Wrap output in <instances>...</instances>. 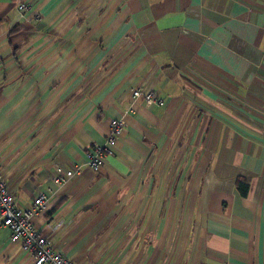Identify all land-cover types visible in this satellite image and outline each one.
<instances>
[{
    "label": "crops",
    "instance_id": "0c3cea01",
    "mask_svg": "<svg viewBox=\"0 0 264 264\" xmlns=\"http://www.w3.org/2000/svg\"><path fill=\"white\" fill-rule=\"evenodd\" d=\"M0 174L75 264H264V0H0Z\"/></svg>",
    "mask_w": 264,
    "mask_h": 264
},
{
    "label": "built area",
    "instance_id": "2783aa9c",
    "mask_svg": "<svg viewBox=\"0 0 264 264\" xmlns=\"http://www.w3.org/2000/svg\"><path fill=\"white\" fill-rule=\"evenodd\" d=\"M19 8L25 11L28 10L29 6L22 4ZM131 94L133 97H142L147 103L163 104L161 100H157L151 91L145 93L140 90H133ZM124 126V121L121 118H113L104 140L101 143L92 144L88 150L86 162L91 170L98 171L106 157L112 154ZM44 205L45 195L40 193L34 198L28 209H19L0 174V225L9 230L10 241L18 243L24 251L31 254L32 264H75L68 257L54 251L46 236L40 232L34 223V214Z\"/></svg>",
    "mask_w": 264,
    "mask_h": 264
},
{
    "label": "rangeland",
    "instance_id": "374dc122",
    "mask_svg": "<svg viewBox=\"0 0 264 264\" xmlns=\"http://www.w3.org/2000/svg\"><path fill=\"white\" fill-rule=\"evenodd\" d=\"M170 153L173 154L174 156H172L170 159H169V157L164 156L163 162L159 164V167L161 166L160 171L162 174V176L160 175L159 182H157V179H155L154 180L155 184L152 181V184L150 186V187H153V186L156 187L158 183L160 184V187L162 190V195H161V197L158 198V200H159L158 203L161 204L162 206H164L166 204V200H172L174 197V196H169V197L166 196V190L169 188V184L171 182L170 177H167V175L170 176L172 174V168L175 169V167H176V159L179 158V150H176L174 153H172V151H170ZM187 156H188V153L186 154V157ZM149 173H151V167H150ZM145 184L146 185L149 184V180H145ZM173 188L175 189V183H174ZM173 191L174 190L172 189V192ZM183 199L184 198L175 197L174 202H175V204L181 206V202L183 201ZM160 215H161V213H160Z\"/></svg>",
    "mask_w": 264,
    "mask_h": 264
},
{
    "label": "trees",
    "instance_id": "16d2710c",
    "mask_svg": "<svg viewBox=\"0 0 264 264\" xmlns=\"http://www.w3.org/2000/svg\"><path fill=\"white\" fill-rule=\"evenodd\" d=\"M237 183H236V187L238 189V191L241 193V194H245V183H246V180L245 179H237Z\"/></svg>",
    "mask_w": 264,
    "mask_h": 264
}]
</instances>
